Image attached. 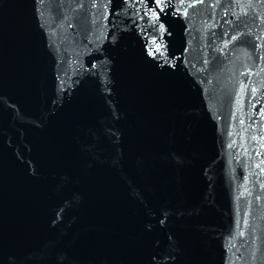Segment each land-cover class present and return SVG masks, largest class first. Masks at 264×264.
Returning a JSON list of instances; mask_svg holds the SVG:
<instances>
[{
  "label": "water",
  "instance_id": "water-1",
  "mask_svg": "<svg viewBox=\"0 0 264 264\" xmlns=\"http://www.w3.org/2000/svg\"><path fill=\"white\" fill-rule=\"evenodd\" d=\"M0 264H264V0H0Z\"/></svg>",
  "mask_w": 264,
  "mask_h": 264
}]
</instances>
